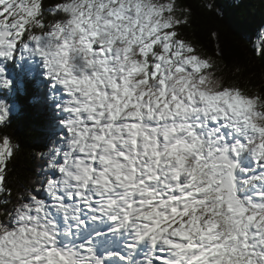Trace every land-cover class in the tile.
<instances>
[{
	"label": "snow or ice",
	"instance_id": "6c2138e0",
	"mask_svg": "<svg viewBox=\"0 0 264 264\" xmlns=\"http://www.w3.org/2000/svg\"><path fill=\"white\" fill-rule=\"evenodd\" d=\"M52 11L0 0V57L27 41L70 96L46 182L0 223V264H264V92L208 71L178 0Z\"/></svg>",
	"mask_w": 264,
	"mask_h": 264
},
{
	"label": "trees",
	"instance_id": "16d2710c",
	"mask_svg": "<svg viewBox=\"0 0 264 264\" xmlns=\"http://www.w3.org/2000/svg\"><path fill=\"white\" fill-rule=\"evenodd\" d=\"M63 2L65 0H42L45 23L55 22L63 15L52 11ZM178 3L191 13L190 23L180 28L181 35L201 54L212 57L211 74L223 85L264 92V55L257 52L258 44L264 45V0H178ZM6 65L19 90L27 84L34 93V89L40 90L38 85L44 83L47 86L48 79L51 80V76L44 78L41 75L39 66L27 74L26 80V73L17 61H8ZM23 67L29 66L23 63ZM25 95L19 91V109L15 108L0 121V140L6 136L15 145L12 159L6 163L5 186L6 193H10H7L8 197L0 195V223L9 226L12 224L9 214L13 215L15 208L27 201L28 192L34 193L41 180L46 179L52 154L50 146L58 145L61 139L57 138L60 132L54 122L62 108L49 109L41 90L35 100L26 99ZM4 98L5 90L1 89L0 99Z\"/></svg>",
	"mask_w": 264,
	"mask_h": 264
},
{
	"label": "bare ground",
	"instance_id": "6f19581e",
	"mask_svg": "<svg viewBox=\"0 0 264 264\" xmlns=\"http://www.w3.org/2000/svg\"><path fill=\"white\" fill-rule=\"evenodd\" d=\"M26 43V45L27 44H30V43H28L27 41L25 42ZM18 44H20V43H18ZM17 44V45H18ZM20 45H18V47H19ZM32 49H34V48H32ZM26 53L28 54V56H29V54L30 53H32V51L31 50H26ZM33 54H35V56H38V52H36V53H33ZM36 58L37 57H35V62L37 63V65L40 67L39 69H41L42 71H41V75L44 77V78H47L46 77V75H50L49 74V72H50V70L44 65V63L42 62V61H40V59L38 58V60H36ZM29 61V60H28ZM32 70H34V67H32L31 68ZM26 74H25V76H26V80H28V72H25ZM21 74V73H20ZM51 76V75H50ZM53 79V80H52ZM51 81H52V83H51ZM51 81H49V83H48V85L46 86L44 83H41L40 85H38V87L39 88H41V89H52L51 91H49V90H41V91H43V93H41V95H43V97H44V95H45V92L47 91V93H49L50 92V95L51 96H53L52 98H51V101L49 100L48 101V106H50V108L49 109H51V107H54L55 105H58V103L59 102H61V101H67V99H68V97H67V95H68V93H67V91L65 90V88H64V86L63 85H61V84H59V83H56L57 81H55L54 80V78L51 76ZM53 82H55V84L53 83ZM24 89H23V92H25L26 93V95H25V98L27 99L28 97H30V98H32L33 100H35V96H38V95H40V93L38 92V89H34V93H32L31 91H30V89H29V87L27 86V84H24ZM13 89H14V95H13V91H12V89H11V86H8V85H5L4 86V90H5V97H13L14 99H17L16 101L14 100V102H15V104H16V109H19L18 107L20 106V105H18V98H17V94L19 93V89H18V87L14 84V87H13ZM19 90V91H18ZM13 95V96H12ZM23 98V97H22ZM22 98H20V99H22ZM21 108V107H20ZM42 109L43 108H45L44 106H42L41 107ZM61 113L60 114H58V116L59 117H62L63 119H65V117L67 116V114L65 113V112H63V110H61L60 111ZM56 118V117H55ZM64 122H65V120H64ZM65 123H63L62 125H64ZM51 147V149L54 147V145H51L50 146ZM145 251H146V249H145Z\"/></svg>",
	"mask_w": 264,
	"mask_h": 264
},
{
	"label": "rangeland",
	"instance_id": "374dc122",
	"mask_svg": "<svg viewBox=\"0 0 264 264\" xmlns=\"http://www.w3.org/2000/svg\"><path fill=\"white\" fill-rule=\"evenodd\" d=\"M61 18H63V15L59 17V19H61ZM18 45H20V46L18 47ZM18 45L15 46L11 56H7V57L14 58L15 51H17L16 59L18 61H21V59H23V60H35V57H37L36 60H38V58H39L40 61H42L44 63V65L46 66L45 58L43 56H41L38 51L32 49V48H34L33 45L27 44V46H25L26 43L18 44ZM27 49L32 51V53H30L29 56L26 53ZM36 52H38V56H35V54H33V53H36ZM7 57H0V69H2V71H0V90L4 89V86H5L4 81L6 80V77H5V72H4V69L2 68V65L5 64ZM33 62L35 64H37L35 61H33ZM210 70L211 69H209L208 71H210ZM53 83L55 84V82H53ZM56 83H58V82H56ZM39 89L40 90H49L50 88L49 89H41V88H39ZM40 90H38L39 93H40ZM50 90H52V89H50ZM41 93H43V91H41ZM67 97H68V99H67V101H68L70 99L69 94L67 95ZM67 101L64 100V105H65V111L67 112L66 114L68 115V118H69L70 112L68 110H66L67 109ZM15 108H16V104H15L14 99L12 97H5L4 99H0V113H3L5 115V117L10 115ZM58 118H59V116H58ZM61 124H63V123L61 122ZM62 127L65 128V124L62 125ZM0 141H2V140H0ZM8 162H9V160L7 161V163ZM6 174H8L7 171H6ZM7 193L9 194L10 192H7ZM7 193H5L6 196H7ZM0 195L2 197H4L2 195V193H0ZM41 195H42L41 199H45L48 202H50V198L47 196V194L45 196L43 194H40V196Z\"/></svg>",
	"mask_w": 264,
	"mask_h": 264
},
{
	"label": "clouds",
	"instance_id": "9594fccd",
	"mask_svg": "<svg viewBox=\"0 0 264 264\" xmlns=\"http://www.w3.org/2000/svg\"><path fill=\"white\" fill-rule=\"evenodd\" d=\"M46 43H48V42H46Z\"/></svg>",
	"mask_w": 264,
	"mask_h": 264
}]
</instances>
